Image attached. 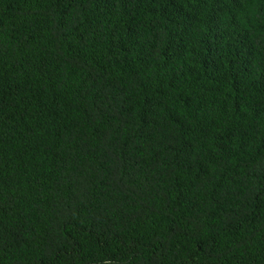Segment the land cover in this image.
Returning a JSON list of instances; mask_svg holds the SVG:
<instances>
[{
	"label": "trees",
	"instance_id": "1",
	"mask_svg": "<svg viewBox=\"0 0 264 264\" xmlns=\"http://www.w3.org/2000/svg\"><path fill=\"white\" fill-rule=\"evenodd\" d=\"M0 264H264V0H0Z\"/></svg>",
	"mask_w": 264,
	"mask_h": 264
}]
</instances>
